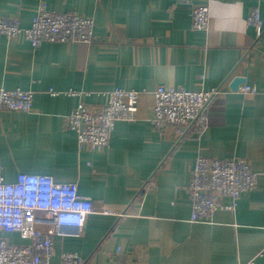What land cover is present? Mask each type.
<instances>
[{"label": "crops", "instance_id": "1", "mask_svg": "<svg viewBox=\"0 0 264 264\" xmlns=\"http://www.w3.org/2000/svg\"><path fill=\"white\" fill-rule=\"evenodd\" d=\"M179 1L0 0V16L23 28L41 3L95 22L96 40L88 45L34 48L22 36H0V89L34 94L32 111L0 112L6 181L20 172L52 176L117 212L90 215L81 237L74 230L54 237L55 264L69 252L86 264H109L117 249L127 264H264V36L248 20L257 9L264 21V0H191L209 6L206 30L193 28L191 8ZM235 78L246 80L239 89L255 87L257 95L233 90ZM159 86L220 89L204 133L192 130L180 139L170 127L152 125ZM116 88L139 92L135 119L115 124L108 148L80 150L67 116L81 103L103 104ZM199 156L245 159L259 177L236 209L192 222L189 184ZM0 235L28 244L19 234ZM140 252L145 255L137 258Z\"/></svg>", "mask_w": 264, "mask_h": 264}, {"label": "built area", "instance_id": "2", "mask_svg": "<svg viewBox=\"0 0 264 264\" xmlns=\"http://www.w3.org/2000/svg\"><path fill=\"white\" fill-rule=\"evenodd\" d=\"M179 3L191 8L193 28L206 30L209 25L208 5L193 4L191 0ZM249 25L256 29L258 38L264 36V21L259 10H252ZM95 22L80 14H60L49 11L41 3L28 28L18 19L0 16V36L13 40L24 37L34 48L44 43L92 44ZM203 77V76H201ZM245 94L257 95V88L243 86ZM220 93L211 90H187L159 86L154 92L151 123L155 127H170L182 139L190 131L202 134L208 127V106ZM52 95H57L51 91ZM68 95H76L70 92ZM139 92L114 89L106 92L101 105L79 104L67 116V128L76 133L79 149L108 148L115 124L133 121L139 103ZM34 94L21 89H0V112L32 111ZM259 173L242 158L209 159L199 156L191 169L189 194L192 202L191 221H206L217 211L234 210L240 196L252 192L258 183ZM228 198L230 205L222 200ZM99 212L117 216L115 208L95 204L79 193L76 183H57L52 176L20 172L14 182L6 181L0 159V234H19L28 244L19 245L0 235V264H55L53 239L67 235L81 237L90 215ZM144 253L136 254L137 258ZM58 264H86L75 253H64ZM109 264H127L126 256L117 249Z\"/></svg>", "mask_w": 264, "mask_h": 264}, {"label": "water", "instance_id": "3", "mask_svg": "<svg viewBox=\"0 0 264 264\" xmlns=\"http://www.w3.org/2000/svg\"><path fill=\"white\" fill-rule=\"evenodd\" d=\"M245 81H246V80H245L244 78H235V79L233 80V82L231 83V88H232L233 90H238L239 87H240V85H241V84H244Z\"/></svg>", "mask_w": 264, "mask_h": 264}]
</instances>
